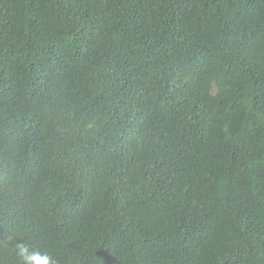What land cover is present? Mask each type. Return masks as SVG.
I'll list each match as a JSON object with an SVG mask.
<instances>
[{"label": "trees", "instance_id": "1", "mask_svg": "<svg viewBox=\"0 0 264 264\" xmlns=\"http://www.w3.org/2000/svg\"><path fill=\"white\" fill-rule=\"evenodd\" d=\"M264 264V0H0V264Z\"/></svg>", "mask_w": 264, "mask_h": 264}, {"label": "clouds", "instance_id": "2", "mask_svg": "<svg viewBox=\"0 0 264 264\" xmlns=\"http://www.w3.org/2000/svg\"><path fill=\"white\" fill-rule=\"evenodd\" d=\"M16 255L20 258L21 264H56L48 253H41L28 244H17Z\"/></svg>", "mask_w": 264, "mask_h": 264}]
</instances>
